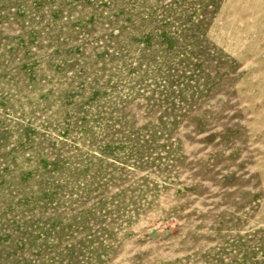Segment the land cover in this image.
Here are the masks:
<instances>
[{"label": "rangeland", "instance_id": "rangeland-1", "mask_svg": "<svg viewBox=\"0 0 264 264\" xmlns=\"http://www.w3.org/2000/svg\"><path fill=\"white\" fill-rule=\"evenodd\" d=\"M0 264H264V0H0Z\"/></svg>", "mask_w": 264, "mask_h": 264}]
</instances>
